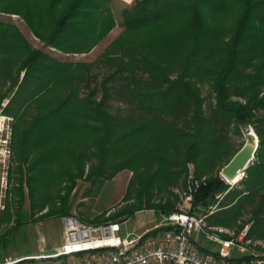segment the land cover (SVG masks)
Returning a JSON list of instances; mask_svg holds the SVG:
<instances>
[{"label":"trees","instance_id":"1","mask_svg":"<svg viewBox=\"0 0 264 264\" xmlns=\"http://www.w3.org/2000/svg\"><path fill=\"white\" fill-rule=\"evenodd\" d=\"M108 1L0 0V14L17 15L43 47L87 53L114 26ZM119 15L122 30L100 55L126 59L118 85L107 74L91 86L85 64L32 47L13 23L0 20V103L6 99L0 113L11 118L10 146L24 167L31 206L54 204L57 189L58 204L42 216L69 214L75 179L128 169L135 201L88 223L140 209L168 214L177 208L167 200L155 203L152 189L185 181L188 164L195 177L205 176L229 133L252 125L257 146L241 179L229 187L218 174L205 176L189 211L199 212L221 194L225 203L207 222L238 230L250 220L248 235L264 239V0H135ZM206 53L211 58L205 62ZM256 54L262 60L240 73L237 59ZM200 78L213 94L209 115L196 86ZM231 87L240 98H232ZM121 88L134 101V112L108 110L111 93ZM31 104L34 113L24 120ZM19 190L21 196V184ZM247 207L250 215L240 221Z\"/></svg>","mask_w":264,"mask_h":264},{"label":"rangeland","instance_id":"2","mask_svg":"<svg viewBox=\"0 0 264 264\" xmlns=\"http://www.w3.org/2000/svg\"><path fill=\"white\" fill-rule=\"evenodd\" d=\"M108 6L111 9L114 26L104 35V37L87 53H61L51 47H46V51L56 56L61 61L81 62L86 65V70L89 75V83L91 86L97 85L101 78L105 75L111 76V81L118 85L122 81L121 75H125L122 61L125 58L119 57L112 53L109 58L101 57L105 46L112 41L122 30V24L119 12L125 7L117 0H109ZM0 20L13 23L26 40L31 45H38V42L33 38L29 29L23 21L16 15L0 14ZM118 56V57H117ZM256 54L253 56H241L236 61L237 69L240 73L251 70V64L262 60V57ZM114 58H119L114 60ZM211 58L210 53L204 54L205 62ZM240 75V74H239ZM196 86L199 89L200 95L203 97V109L206 114L212 113L213 94L206 83L205 79H198ZM6 86L1 87L4 91ZM230 93L232 98H240V91L231 87ZM97 95H99L97 93ZM6 102L4 99L0 103L2 107ZM108 110L112 113L128 114L135 111V103L126 93L125 89L121 88L119 91L111 93ZM185 113L186 106L181 109ZM34 113L33 104L27 106L24 110V120H28ZM261 113V112H259ZM10 123L11 118L0 113V175H5L7 189L3 198L4 207L0 210V259L8 256H22L27 254L38 253L43 249L44 252L53 250L61 242V222L60 215L42 216L47 208L58 204V192L54 189L53 202H35L33 206L27 196V189L23 183L24 167L20 165L16 159L14 151L10 146ZM256 127L263 130V124L255 121ZM254 132L252 125H247L237 133L230 132L226 139L223 152L219 158H214L210 169L204 173L205 176L218 174V171L223 166V163L230 157V155L243 144L249 143L254 139L257 140V135L253 137L249 132ZM255 133V132H254ZM8 149V153L5 149ZM87 165L84 169L86 170ZM108 173V171H107ZM100 176L98 179H75L74 187L67 198L68 213L75 215L83 222L93 218H104L108 215L116 213L118 210L129 206L135 201L134 187H128V181L131 177V171L128 169H121L112 174ZM238 182L233 183L235 186ZM22 186V194L20 196L19 185ZM62 184H66L63 182ZM184 189V180L179 179L176 184L163 187L161 190L152 189V200L155 203L163 202L164 200L172 202L177 209L186 208L187 203L183 198L182 191ZM128 190V191H127ZM64 190L60 191L62 194ZM126 193V196L123 197ZM221 194H216L210 199L208 206L218 209L220 205L224 204V199H221ZM206 206V207H208ZM249 209L246 208L238 218L240 221L249 217ZM165 214L160 215L154 209H140L135 211L132 215L119 216L115 219H108L107 221H118L120 223V234L124 235L126 232H140L144 228L151 227L154 223H158L160 218ZM239 223V222H237ZM236 225L229 226L235 228ZM156 232L160 233L159 230ZM154 234L149 233L147 236ZM202 234H200V237ZM264 240V239H262ZM264 250L256 251L258 258L261 260L258 264H264ZM243 254L233 252L232 257L238 264H257L255 260L243 261L241 256Z\"/></svg>","mask_w":264,"mask_h":264},{"label":"built area","instance_id":"3","mask_svg":"<svg viewBox=\"0 0 264 264\" xmlns=\"http://www.w3.org/2000/svg\"><path fill=\"white\" fill-rule=\"evenodd\" d=\"M117 1L129 6L135 0ZM242 176L243 172L240 179ZM204 179L205 176L195 177L193 166L188 164L182 191L187 207L165 214L158 223L140 232L121 235L118 221L88 223L65 214L60 216L61 242L53 250L8 256L0 259V264H238L233 252L243 254L244 262L260 263L256 251L264 250V240L248 235L252 221L237 230L208 223L206 218L214 207L189 211L191 195ZM6 185L5 175H0V210L4 207ZM149 233L154 235L148 237Z\"/></svg>","mask_w":264,"mask_h":264},{"label":"water","instance_id":"4","mask_svg":"<svg viewBox=\"0 0 264 264\" xmlns=\"http://www.w3.org/2000/svg\"><path fill=\"white\" fill-rule=\"evenodd\" d=\"M257 140L243 144L218 171V175L225 182L233 179L237 174L244 172V169L253 160Z\"/></svg>","mask_w":264,"mask_h":264},{"label":"bare ground","instance_id":"5","mask_svg":"<svg viewBox=\"0 0 264 264\" xmlns=\"http://www.w3.org/2000/svg\"><path fill=\"white\" fill-rule=\"evenodd\" d=\"M249 135H252L253 137L256 136L255 133L252 132V131L249 132ZM239 179H240V174H237L233 179L228 180L227 182H228V183H235V182H237Z\"/></svg>","mask_w":264,"mask_h":264},{"label":"crops","instance_id":"6","mask_svg":"<svg viewBox=\"0 0 264 264\" xmlns=\"http://www.w3.org/2000/svg\"><path fill=\"white\" fill-rule=\"evenodd\" d=\"M10 15H12L13 16V14H10ZM17 16V15H16ZM24 23V22H23ZM31 33V32H30ZM32 34V33H31ZM33 36V35H32ZM25 38V37H24ZM33 38L38 42V45H36V46H34V45H31L30 43H29V41L27 40V42L32 46V47H35V48H41L42 50H44V51H46V47H43L42 46V44H41V42L38 40V39H36L34 36H33Z\"/></svg>","mask_w":264,"mask_h":264}]
</instances>
